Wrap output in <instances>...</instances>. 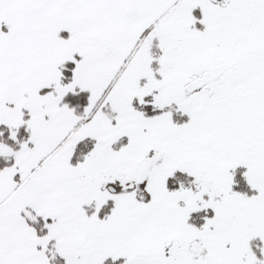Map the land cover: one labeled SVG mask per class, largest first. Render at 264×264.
I'll return each instance as SVG.
<instances>
[{"label": "snow or ice", "instance_id": "1", "mask_svg": "<svg viewBox=\"0 0 264 264\" xmlns=\"http://www.w3.org/2000/svg\"><path fill=\"white\" fill-rule=\"evenodd\" d=\"M0 264H264V0H0Z\"/></svg>", "mask_w": 264, "mask_h": 264}]
</instances>
